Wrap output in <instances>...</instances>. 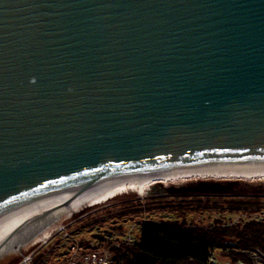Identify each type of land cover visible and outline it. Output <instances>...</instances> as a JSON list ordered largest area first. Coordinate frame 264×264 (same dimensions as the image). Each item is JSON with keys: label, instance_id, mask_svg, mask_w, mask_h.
I'll use <instances>...</instances> for the list:
<instances>
[{"label": "water", "instance_id": "1", "mask_svg": "<svg viewBox=\"0 0 264 264\" xmlns=\"http://www.w3.org/2000/svg\"><path fill=\"white\" fill-rule=\"evenodd\" d=\"M249 162H264V0H0V219L130 174Z\"/></svg>", "mask_w": 264, "mask_h": 264}, {"label": "trees", "instance_id": "2", "mask_svg": "<svg viewBox=\"0 0 264 264\" xmlns=\"http://www.w3.org/2000/svg\"><path fill=\"white\" fill-rule=\"evenodd\" d=\"M164 195L129 196L131 198H121L122 200L119 198L120 201L116 204L120 208L117 217L131 213L137 215L175 210L181 216L180 220L162 218L155 222L144 219L140 223L136 239L105 240L98 234L96 237H100L103 245L94 247L90 246L89 240L76 239L77 234L72 233L75 236L69 239V248L75 244L85 248L83 250L106 249L111 253L110 264H215L214 251H221L233 264H264L263 193L253 192L240 195V198L223 194H171L174 198L178 197L177 200H172L171 197L168 199ZM217 207L221 213L228 214L229 219L236 215L237 220L225 221L224 214H221L211 224L199 225L188 222L185 218L189 211L201 213ZM111 209L110 206L106 211L110 213ZM79 220L91 226L95 221L92 214ZM62 234L61 231L56 234L60 236L58 240L62 239ZM44 251L32 257L34 264H42Z\"/></svg>", "mask_w": 264, "mask_h": 264}, {"label": "rangeland", "instance_id": "3", "mask_svg": "<svg viewBox=\"0 0 264 264\" xmlns=\"http://www.w3.org/2000/svg\"><path fill=\"white\" fill-rule=\"evenodd\" d=\"M253 192L264 194V179L206 178L191 179L167 184L159 183L152 188V191H150L148 195L159 196L165 194L164 196L168 197V199L171 197L172 200H177L178 197L174 198L171 194H173V196L186 193L198 195L223 194L227 196L235 195V197L232 198H240V195L251 194ZM129 196L133 197L138 195L134 192L125 193L105 203L87 206L77 212L71 213L70 215L62 216L61 219L50 228V235L46 242H32L23 246L20 251L6 252L0 256V264H34L32 257L38 252L42 253L46 248L48 250L46 249L43 253L42 264H67L69 245H71L69 239L75 236L72 233L77 234L75 237L76 239L83 238L84 240H89L90 246L94 247L95 245H103L100 237H96L99 235H101V238H105V240L136 239L139 233L140 223L144 219L159 222L162 218H178L179 220L181 218L179 213L173 209H171L173 211H167L166 213L151 212L145 214L138 213L137 215L131 213L124 215L121 218L117 217L120 208H118V205L116 204L121 198H131ZM110 206L112 209L111 212L108 213L106 209ZM154 207H156V204H154ZM87 214H92V217H94L95 221L91 223L92 226L85 222H79V219L85 217ZM221 214L223 215L224 213H221L217 207V209L210 211L204 210L201 213L189 211L186 213L185 218L188 222H193L199 225H208L211 224L215 218H219ZM223 216L225 221H236L238 218L236 215L230 216V219L228 214H224ZM66 226L68 228H66ZM64 228L65 231H63ZM70 230H72V232ZM60 231L63 233L61 235L62 239L58 240L57 238L60 236L56 234ZM99 250L106 254L108 253L109 257L111 256L110 251H107L106 249L103 250V248ZM214 258L215 264H233L222 255L221 251H214Z\"/></svg>", "mask_w": 264, "mask_h": 264}, {"label": "bare ground", "instance_id": "4", "mask_svg": "<svg viewBox=\"0 0 264 264\" xmlns=\"http://www.w3.org/2000/svg\"><path fill=\"white\" fill-rule=\"evenodd\" d=\"M264 179V162H249L233 165H204L177 168L164 172L130 174L106 180L80 190L49 196L24 205L0 219V245L11 232L35 214L53 210L40 234L32 242H46L50 228L62 216L70 215L84 207L105 203L125 193L134 192L138 196L148 195L152 188L161 183H175L191 179ZM30 242V243H32ZM27 245V244H26ZM25 246V245H24ZM17 251V250H12Z\"/></svg>", "mask_w": 264, "mask_h": 264}, {"label": "built area", "instance_id": "5", "mask_svg": "<svg viewBox=\"0 0 264 264\" xmlns=\"http://www.w3.org/2000/svg\"><path fill=\"white\" fill-rule=\"evenodd\" d=\"M110 258L103 251L83 250L74 244L69 248L67 264H110Z\"/></svg>", "mask_w": 264, "mask_h": 264}, {"label": "crops", "instance_id": "6", "mask_svg": "<svg viewBox=\"0 0 264 264\" xmlns=\"http://www.w3.org/2000/svg\"><path fill=\"white\" fill-rule=\"evenodd\" d=\"M2 254H4V253H2ZM2 254H0V256H1Z\"/></svg>", "mask_w": 264, "mask_h": 264}]
</instances>
